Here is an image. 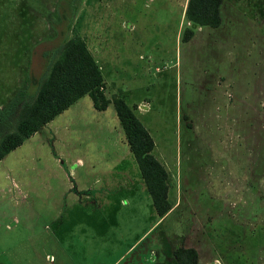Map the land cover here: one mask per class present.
<instances>
[{
  "label": "rangeland",
  "instance_id": "obj_1",
  "mask_svg": "<svg viewBox=\"0 0 264 264\" xmlns=\"http://www.w3.org/2000/svg\"><path fill=\"white\" fill-rule=\"evenodd\" d=\"M177 1L182 6L184 0ZM224 3L221 26L211 27L191 25L172 0H0V107L17 95L25 71L34 92L62 42L80 35L101 67L105 95L111 99L125 94L152 134L154 154L170 174V198L179 201L174 213L153 225L144 245L160 240L158 245H164L162 233L170 230L173 246L196 247L198 264H264V109L257 111L264 94V0ZM188 26L194 33L183 40ZM19 36H24L25 46L30 40L29 58L26 50L17 54ZM13 45L16 53L7 55ZM96 112L98 126L102 120L114 123L110 113ZM15 114L0 119V134L12 129ZM97 125L94 134L108 133ZM47 127L0 159V264L15 256L12 243L21 246L14 232L23 224V172L33 174L29 171L39 166L37 139ZM110 133L123 136L118 125ZM42 145L48 151L61 149L51 138ZM92 161L98 168L113 169L117 163ZM120 193L121 213L130 205ZM137 197L142 201L136 211L122 212L119 224L110 228L106 217L104 222L97 216L79 226L124 236L133 229L145 230L154 215L149 216L144 197ZM77 214L72 210L66 219ZM33 216L27 220L32 222ZM53 228L49 222L45 233ZM57 243L35 237L31 248L59 254ZM52 255L47 259L37 253L35 262H53Z\"/></svg>",
  "mask_w": 264,
  "mask_h": 264
},
{
  "label": "crops",
  "instance_id": "obj_2",
  "mask_svg": "<svg viewBox=\"0 0 264 264\" xmlns=\"http://www.w3.org/2000/svg\"><path fill=\"white\" fill-rule=\"evenodd\" d=\"M172 1L174 4L177 3V12L183 13L184 17L187 0L183 1L182 6H180L179 1ZM224 1L222 0L220 5L221 22L217 25L218 27L221 26L223 21L222 12H225L223 8ZM19 38L21 41L17 46V54L20 57L21 53L23 54L26 50L25 53L29 58L30 40L25 46L24 36H19ZM14 47L13 45L7 55L16 53H14ZM231 95H229V92L226 93V96L230 97V102L232 101ZM123 96L125 98V94ZM261 99V108L257 110L259 112L264 109V94ZM133 103L138 102L133 101ZM96 111L110 113L114 123H105L106 121L102 120V123L98 126L95 118ZM113 111L116 113L111 101L105 108L97 110L91 97L85 94L40 128L41 130L43 127L48 126L46 130L42 133L40 132L37 141L41 140L42 144H46L51 138L56 145L60 143L61 149L59 151H55V149L54 151H48L38 142L36 151L41 164L38 162L39 166L37 167L36 165L34 170L29 171L33 174L27 171L23 172L22 204L24 216L23 218L21 217L23 224H21V230L14 232L17 235L15 243H21V246H16L12 243L16 254L10 261L5 258L9 264H178L174 255L170 230L162 233V243L165 246H159L161 240L159 243L152 244L149 242L145 245L143 241L152 232L151 228L153 225L157 222H162L174 213L173 211L178 206L179 201L170 198L169 185L168 197L172 206L163 215H159L156 212L140 169L129 148L118 116L116 114V118ZM116 121H119V124ZM96 125L102 132L105 130L108 133L94 134ZM113 125L121 127L123 136L110 133ZM155 146L156 141L154 140L153 153L154 149H156ZM79 154L83 155V157ZM63 155H66L68 161L64 159ZM157 158L160 160L159 156ZM43 159H53V161L44 163ZM85 159L90 160V162L85 164ZM97 159L103 161L106 159L111 161L113 159L117 160V163L113 164V169L112 167L98 168L92 163V160ZM68 165H70L69 168ZM169 176L168 172V178ZM51 182L54 184L49 185ZM122 188L123 190H120ZM120 192H124L129 199L128 205L130 206L124 209L125 212L131 211L133 214L136 211L137 204L142 201L140 197H137V194L142 195V198L144 197V200H146L149 206V216L153 217L154 215V217L145 230L138 231L133 229V231L130 230L132 233L124 236L125 234L122 232L120 234H112L113 231L111 233L87 232L79 226L82 220L90 218L94 221L93 219L97 216H103V221L104 217H106V225L110 228L112 224H119L118 216L123 219V213H125L124 211L120 213L119 203L123 205V195H121L123 193ZM72 210H77L79 214L70 215L66 219ZM81 213H83L84 217H82ZM27 215L28 217L34 215L32 222L35 226H32V222L27 220ZM42 222L44 227H42ZM49 222L54 224L53 231L45 233L44 228ZM135 223V220L131 221V229L135 226ZM11 237L13 236L9 233L8 239ZM35 237L36 240L52 239L55 242L57 241V245L61 246L62 252L58 254L55 251L53 253L45 251L43 253L41 248L38 251L35 248H31V240ZM2 253L5 255L4 251ZM37 253L39 255L44 254L47 259H49L50 253L53 254V262L36 263L35 257ZM101 254L104 257H101ZM111 254H115L112 259H105L110 258ZM95 255L100 257L95 259ZM105 255L108 257H105Z\"/></svg>",
  "mask_w": 264,
  "mask_h": 264
},
{
  "label": "trees",
  "instance_id": "obj_3",
  "mask_svg": "<svg viewBox=\"0 0 264 264\" xmlns=\"http://www.w3.org/2000/svg\"><path fill=\"white\" fill-rule=\"evenodd\" d=\"M221 2L222 0H187L186 20L194 26L219 25ZM193 33L192 26H188L182 39L188 40ZM57 52L59 55L51 62L48 73L34 92L30 91L31 78L25 71L22 86L16 91L21 100L16 95L3 108L0 107V119L8 118L13 111L16 112L12 129L0 134V159L81 96L88 94L98 109L105 108L111 101L154 208L159 215H163L172 206L168 197V172L154 155V138L135 113V107L122 94L111 99L105 95L101 67L80 35L65 39ZM3 110H8V114L3 113ZM174 255L178 264L199 263L198 250L191 245H174Z\"/></svg>",
  "mask_w": 264,
  "mask_h": 264
}]
</instances>
